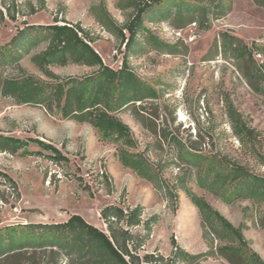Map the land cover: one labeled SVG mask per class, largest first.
I'll use <instances>...</instances> for the list:
<instances>
[{
	"label": "rangeland",
	"instance_id": "rangeland-1",
	"mask_svg": "<svg viewBox=\"0 0 264 264\" xmlns=\"http://www.w3.org/2000/svg\"><path fill=\"white\" fill-rule=\"evenodd\" d=\"M102 5L117 26L132 13L129 0H0V45L25 22L50 24L56 19L58 23H77L87 32L103 63L117 69L125 46L120 37L97 21ZM152 13L145 17L144 26L157 43L151 42L148 33L139 32L126 55L129 68L155 87L158 97L141 103L144 108L138 119L131 107L114 113L128 125L134 147L103 139L86 122L63 118L55 103L50 107L20 103L0 93V136L39 138L55 145L68 159L52 160L49 151L34 143L14 151L3 150L0 141V171L15 183L13 187L0 177V227L62 222L76 213L106 231L99 214L102 207L141 205L142 221L152 215H157V221L137 250L140 256L154 251L168 256L175 244L190 254H203L194 262L176 264H231L217 249L223 242L202 224L183 189L186 186L233 226H240L248 246L264 261V203L240 198L226 203L199 187L195 169L179 159L171 142L174 139L198 152L225 156L264 176V167L251 153L253 149L264 154V78L247 74L243 60L236 52L224 51L220 40V34L227 32L248 46L252 42L264 45V8L251 0H232L229 13L213 20L206 30L194 22L177 27V23ZM44 46L42 42L18 62L1 65L2 78L24 71L48 80L31 61ZM253 58L256 64L262 60L259 54ZM48 68L60 78L83 77L94 70L72 62ZM231 114L254 131L251 143L246 145L238 139ZM123 147L141 152L158 170L162 188L176 192V200L124 167L117 157V150ZM131 231L142 234L143 225ZM0 264L85 263L47 247L0 256Z\"/></svg>",
	"mask_w": 264,
	"mask_h": 264
},
{
	"label": "trees",
	"instance_id": "trees-1",
	"mask_svg": "<svg viewBox=\"0 0 264 264\" xmlns=\"http://www.w3.org/2000/svg\"><path fill=\"white\" fill-rule=\"evenodd\" d=\"M129 1L132 7L131 16L120 26L115 24L103 5L100 13L96 15L97 21L120 37L125 46L122 62L117 69L103 63L90 45L87 32L79 24L66 21L58 23L56 19L50 24L25 22L22 27L16 28L6 43L0 45V67L18 62L33 48L45 42L44 48L31 56V61L48 80L38 79L24 71L16 77L2 78L0 71V93L3 96H11L20 103L49 107L55 103L63 118L86 122L98 130L103 139H113L126 147H134L135 140L128 125L114 113L131 107L135 118L138 119L140 111L144 108L141 103L158 97L156 88L141 80L127 63L126 51L133 46L139 32L148 33L154 44L158 41L144 26L145 17L153 12L152 16L155 13L163 20H171L177 23V27L194 22L199 28L206 30L213 20L229 13L232 0ZM251 1L254 5L264 8V0ZM0 14L2 15L1 10ZM220 40L224 51L236 52L243 60L247 74L264 78V45L252 42L251 46H248L240 38L227 32L220 34ZM254 54L262 57L260 63L256 64ZM69 62L93 67L94 70L83 77L60 78L48 68L50 65H65ZM136 102H139L138 106ZM231 116L238 139L246 145L251 143L254 131L239 121L235 114ZM0 141L3 150L14 151L34 143L49 151L50 159L68 161L59 148L36 137L20 139L0 136ZM171 142L177 148L179 159L195 169V181L199 187L226 203L239 198L264 203V176L225 156L204 154L174 139ZM251 153L264 167V154L253 149ZM117 157L124 167L151 182L155 189L165 191L171 200H176V192L162 188L158 170L141 152H131L123 147L117 150ZM0 177L15 186L6 173L0 171ZM76 179L82 183L80 177ZM84 187L88 189L86 185ZM183 189L197 208L202 224L207 225L215 237L223 242L217 249L229 263L264 264L261 257L248 246L240 226H233L203 197L196 195L186 186H183ZM142 210L141 205L125 208L117 204L105 205L99 214L106 231L76 213L70 214L62 222L5 225L0 227V256L27 248L49 247L63 251L67 256L85 264H176L177 261L194 262L203 255L190 254L174 244L168 256L155 251L140 256L137 250L150 235L152 224L157 221V215L142 221ZM140 224L143 225L144 233H132L131 229Z\"/></svg>",
	"mask_w": 264,
	"mask_h": 264
}]
</instances>
